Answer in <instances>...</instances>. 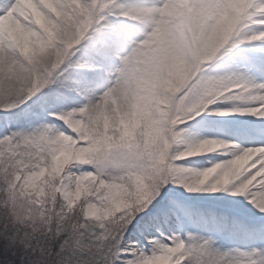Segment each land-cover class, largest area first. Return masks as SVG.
I'll use <instances>...</instances> for the list:
<instances>
[{
    "label": "snow or ice",
    "instance_id": "1",
    "mask_svg": "<svg viewBox=\"0 0 264 264\" xmlns=\"http://www.w3.org/2000/svg\"><path fill=\"white\" fill-rule=\"evenodd\" d=\"M0 264H264V0H0Z\"/></svg>",
    "mask_w": 264,
    "mask_h": 264
}]
</instances>
